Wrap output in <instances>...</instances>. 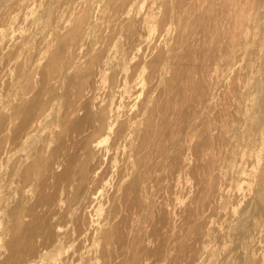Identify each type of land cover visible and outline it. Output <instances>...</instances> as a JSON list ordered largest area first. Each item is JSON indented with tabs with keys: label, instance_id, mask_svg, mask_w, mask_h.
I'll list each match as a JSON object with an SVG mask.
<instances>
[{
	"label": "bare ground",
	"instance_id": "obj_1",
	"mask_svg": "<svg viewBox=\"0 0 264 264\" xmlns=\"http://www.w3.org/2000/svg\"><path fill=\"white\" fill-rule=\"evenodd\" d=\"M202 1L201 5L205 4L204 8L207 6L214 13L210 15L213 26H211L212 29L210 28L211 30L208 31V34H211L213 30L218 31V28L219 30L220 28L222 29L223 26H219L223 25L222 21H224L223 18L226 16L224 14L226 13H233L229 20L226 19L229 22V24L226 23L228 27L229 25L235 27L238 24H236L237 19L235 17L237 15L239 17L240 11L238 13V8H240L241 0ZM198 2L200 3V0H98L92 2L90 0H81L78 4H71L70 0L68 2L67 0H0V19L11 14L8 25L0 24V55H2L0 81L5 83V78L8 77V74L10 76V72L14 69H18L20 66L22 68L23 66L28 67L29 63L27 62L20 65L19 58L25 51L30 56V45L33 41L44 43L46 40L48 43L59 42L58 51L56 50L57 52L53 54L48 63L46 62V75L44 74L46 78V112L36 118L43 105L41 101L34 100L37 91L34 92L36 94L32 95V97L30 96L31 98L28 97L26 99V95H21L11 100L13 94L15 95V90H17L19 80L6 84V93L4 95L3 92L0 93L1 101L8 103L7 107H0V244L6 241V255L0 260V264H53V262L55 264H90L92 260L93 262L95 260L92 259L95 254V248H100L101 259L106 264H113L115 254L112 250L116 248V250L118 248L125 249L129 236L137 241L139 239L138 234L143 231L142 224L146 223V221V224L149 221L147 232L153 238L152 241H156V237L162 231L159 225L165 221L163 220L165 218H161L162 216H160L157 207L158 203L156 205V201L150 197L151 193L158 189L162 180L163 170L166 168L164 165L165 161L170 158L172 159L171 163L177 164V162L175 163L177 160L173 157L174 154L171 151L176 144L175 129H177L176 126L179 121L186 123L187 119H189L191 113L188 110L189 88L193 85L201 89L202 85L201 83H194L191 72L201 74L206 67L209 66L210 68V62L213 61L216 63L212 64L215 67L212 72H215L216 79L222 77L223 80L226 72L219 73L220 57L228 49L227 46L234 43V37L225 38L224 36L227 40L223 41L222 37V42L217 38V44H209L210 48L214 46L210 50V55L206 53L207 51L203 52L202 50V52H196L197 56L195 58L191 52H186V49L189 48V43H192V41L187 42L188 38L192 37V34L186 28L182 33L180 31V36L174 40L178 44L182 43L183 47L186 42L188 43L187 48L184 47L185 53H187V69L185 68L187 73L181 71L182 69H177L180 64L175 62L176 57L171 54L173 49L165 52V48L158 49L153 44L152 37L155 36L156 32L168 33L167 28L169 25H166V20L177 18L178 22L184 23V27L188 19L192 17L198 18L199 22L202 23L209 21L207 19V21L203 22V15L198 14V12L192 15L189 11L194 10ZM245 2H248V0L243 3V9L246 11L247 8H244ZM187 3L190 7L188 6V9H184ZM262 3H264V0H262ZM60 4L62 5L60 6ZM77 5H79V8L76 7ZM198 6L200 7V4ZM253 8L252 5V10L255 9ZM78 9L80 10L78 11ZM69 12H71V15H69ZM93 12L96 13V18L92 16ZM66 14L69 16H66ZM209 14L208 12L207 15ZM221 19L223 20L221 21ZM228 27L226 28L228 29ZM204 30L202 29V32L200 30V33L205 38L209 37L210 35L208 36L206 29ZM223 32H225L224 29ZM229 32L231 31L229 30ZM244 34L242 38H244ZM159 40L157 41L158 43L160 42ZM247 41H249V38ZM238 42L239 39L237 38V44ZM48 43L46 42V44ZM36 45H39V43ZM201 46L203 47V45ZM238 47L243 48L239 45ZM36 48L38 49L37 46ZM216 51L217 53L220 52L219 57L218 54L214 53ZM37 54L38 60L42 61L44 59L43 52L42 54L37 52ZM177 56L179 57L180 53ZM242 59L243 57H241ZM257 60H260V58ZM262 64L264 69V63ZM221 66H224V64ZM258 66L260 69V64ZM20 70L18 79L24 73L25 68H20ZM245 70L242 69L244 72ZM42 71L45 73V69H42ZM258 71L256 70L257 74ZM146 72L148 77L146 81L147 87H144ZM39 74H43V72L39 73L38 71ZM169 74L171 75L170 78L167 77ZM91 75L92 80H90ZM107 75H109V78L107 77L108 81L105 82L104 79ZM211 75L213 76V74ZM44 77L42 76L41 79H44ZM260 77L262 78V76ZM260 77L255 83L258 88L262 87ZM38 78L36 76V82L41 80L37 81ZM263 78L262 80H264ZM199 80L201 82L202 79ZM210 83L213 84V82ZM219 83L215 81L214 84L219 85ZM38 85H40V82ZM162 85L164 86L163 89H161ZM220 85L219 87H222ZM248 85L250 86V83ZM42 86L41 88L39 87L40 93L41 89L44 88ZM246 87L245 91L248 92L249 89V94L251 87L248 89ZM263 89L264 87H262V91ZM219 90L221 91V88ZM159 91L161 96L163 95L162 92L167 95L166 100L161 103L156 96ZM237 91H240L239 87ZM237 91L236 93L240 95ZM216 92L217 90L215 89ZM245 93H242L244 102H246ZM260 93L264 94L263 92ZM260 93L258 94L261 95ZM195 94L197 95V92ZM142 95H144V98L140 100ZM42 96L44 95L42 94ZM220 96H222L221 92ZM220 96L216 97L219 101L221 99ZM196 102L199 103L198 101ZM212 104L211 106H213ZM216 104L218 105L220 102L217 101ZM234 104L236 105V103ZM257 104L259 111L263 112L264 96L261 95L259 97ZM9 105L11 109H9ZM231 105L233 104L231 103ZM213 107L215 111V105ZM233 107L235 106L233 105ZM233 109L235 110L236 108ZM220 110H216L217 116L220 114ZM234 110L233 114L235 115ZM231 111L232 108L230 109ZM204 113L205 110L203 115ZM233 114L232 117H234ZM169 116H174L175 119L168 118ZM217 116L215 113V117ZM218 117L220 118V116ZM258 117L260 119V116ZM239 118L235 117L234 119L239 121ZM211 120L214 119L211 118ZM205 121H207V118ZM255 121L254 123H256ZM32 122H35V124L31 125ZM45 123L46 125L44 126ZM254 123L252 124V130ZM43 126L44 128L46 127L44 134V131L41 132ZM231 126L233 127V125ZM216 129L218 128L215 126L214 130ZM230 129L229 131L232 130ZM236 129L238 132V127ZM40 132L43 136H46L47 133L46 137L48 138L45 139L47 140L45 141V149L40 148L37 143L39 136L42 135ZM222 133L221 136L223 135ZM237 136L240 137V135ZM228 137L230 135L225 139H228ZM250 137H252L251 134ZM232 138H234L233 134ZM32 139L34 144L31 147L34 152L31 155H23L24 157H20L14 162L12 168L8 167L16 147H20ZM203 139L205 142V138ZM180 140L183 139L180 137ZM105 145L107 146L105 147ZM215 149H218V147L216 146ZM263 151L264 145H261L258 149L241 152L237 159L236 156L234 157L236 159L235 162L228 167H222V163H220L221 167L220 165L219 167L217 166V173L220 176L229 171L235 175L233 178L236 177V181L233 184L230 183L231 181L229 182L230 177L228 176V180H226L227 178L225 182L223 180L224 185L221 184L223 188L213 187L208 189L207 187L199 186L200 188L197 189L196 195L190 205H188L189 207L185 208L184 212L182 210V214L179 213L184 224L188 225L187 229L194 236L191 243L201 242L206 245L213 238L218 240L235 236L241 245L244 244L246 246L245 249L256 247V243L248 235L260 229L262 224L259 220L264 218ZM207 158L210 159V156ZM221 161H223V158ZM192 166L194 165L192 164ZM192 170L194 171L195 169ZM173 173L175 176V172ZM174 176L172 177L173 179L175 178ZM15 177L18 178L19 182L23 181L29 186L24 188L25 193L22 192L20 194L22 195L21 198L19 197L20 199L16 200L17 202L14 200V204L12 200L10 201L11 198H5V194L12 190L14 183H16L14 182ZM165 177L166 175L163 176L164 180H166ZM172 184L170 188H172ZM18 186L15 185V187ZM30 186L36 188V193L33 197L34 201L31 204L28 201V195H26L27 192H30L27 191ZM109 189L111 193L106 196ZM176 189L178 192L181 191L177 187ZM161 192L164 191L161 190ZM176 194H178L177 191ZM17 195H19V192ZM164 199L161 198L162 205L165 204L162 201ZM241 204L244 206L239 216L234 218L231 209ZM217 210L219 211L218 216L225 221L222 230H216L213 226L212 218L216 217L215 212ZM208 214L210 216L207 217L206 215ZM182 221L180 222L182 223ZM63 222H65V225ZM206 225L207 229L205 230ZM172 236L171 238L173 239ZM243 238L251 240L246 242ZM129 241H131V238ZM152 241L149 244H153L154 242ZM155 243L153 244L154 246L157 245ZM193 244L181 242L177 247H174V250L178 252L176 258L182 259L186 264H202L204 253L207 254V250L204 252L206 246L201 248V252L204 250V253H200V250L194 251ZM209 244L210 242L207 246ZM165 246L160 242L159 248L156 246L157 250L154 249V253L158 252L157 254L160 255L161 253L162 255L166 251ZM135 248L133 247L134 250H136ZM140 248L141 251L144 248L143 245ZM150 249L152 250L151 247ZM150 249L148 248V251ZM120 254L118 252V255ZM96 255L99 254L96 253ZM120 259L122 258H118L119 261ZM244 260L250 262L247 257H244ZM244 260L242 261L243 263Z\"/></svg>",
	"mask_w": 264,
	"mask_h": 264
},
{
	"label": "rangeland",
	"instance_id": "obj_2",
	"mask_svg": "<svg viewBox=\"0 0 264 264\" xmlns=\"http://www.w3.org/2000/svg\"><path fill=\"white\" fill-rule=\"evenodd\" d=\"M68 1L69 0H67V2ZM92 1H98V0H90V2H92ZM244 1L245 0H241V2H240L241 5L239 6L240 8H238V13L240 11L239 17H238V15H237V17H235V19H237L236 20V24L237 23L238 24L235 25V27L233 25H229V27H228L229 22L226 21V19L229 20V18L232 17L233 13H231V14L226 13V14H224V16L225 15L226 16L223 18L224 21H222L223 19H221L223 25L219 26V27H222L223 26L222 29L220 28V30H219V28H218V31L217 30H215V31L213 30L211 34L210 33L208 34V31L212 29L211 26H213V24H211L212 22L210 20V18H211L210 15H213L214 13H213V11L211 12L210 9L207 8V6L205 7L206 8L205 9L204 8L205 4L201 5V3H203V1L200 0V3L198 2L200 4V7L198 6L199 4L196 3L197 6L195 5L194 10L191 8L192 10H189V11L192 13V15H193V13L196 14L197 12H198V14L203 15L204 16L203 22L207 21V19H209V21H207L205 23H202V22H199L198 18H194V17L189 18V17H191V16H189L188 17L189 19L185 23V27H184V23L182 24L181 22H178V19L177 18L169 19L168 21L166 20V22H165L167 26L169 25V27L167 28L168 33L167 34L166 33L164 34V33H160V32L158 33V32H156L155 33V36L152 37L153 44H155L158 47V49H164L165 48L164 49L165 52H168V50L173 49V50H171V54L176 57L175 62L176 63L179 62V64H180V66L178 64L179 67L178 66H176V67H178L177 69H180V70L182 69L181 71H183L184 73H187V70H186L187 69L186 68V63H187V61H186V54L187 53H190L191 52L192 55L195 58L197 56V54H196L197 51L198 52L199 51L202 52V50H203V52H206L207 51L206 53L209 54L211 52L210 50L214 47V46H211V48H210V45L217 44V38H219L220 39V42H222L223 39H224L223 41H226L227 40L225 38L234 37V43L232 45H228L227 46L228 49H226V52L227 53L225 52V53L221 54V57H220L221 65L224 64V66L219 65L220 66L218 68L219 69V73L226 72V74L224 73V76H223L224 79L223 80H222V77H219L218 79H216L215 72H212L214 70V68H215L214 65H212V64H215L216 63V62H213V61L210 62L211 65L208 63L210 65V68H209V66L206 67L203 70V72H202L203 74L202 73L201 74H198V73H194V72L192 73L191 72V74H192L191 76L193 78L194 83H201L202 85L200 84L201 85V89H198L197 86H193V85H192V87L189 88V92L188 93L190 95L187 93V95H189L188 97L190 98L189 105H188V110H189V113L190 112L191 113H190L189 119H187L186 123L184 121L183 122L179 121V123H177V126H176L177 129H175L176 132L174 134H175V138H176V144L172 147L171 151H172V154H174L173 157H175L176 160H177V161H175V163L177 162V164L175 165L174 163H171L172 162V159H170V158L165 161L166 163L164 165H165L166 168H164V170H163L162 180L159 183L158 189L156 191H153L154 193L152 192L151 193V197H150L152 200L156 201V205L158 203V206L157 207H158L160 216H162L161 218L162 219L165 218V219H163V220H165L163 222L164 224L161 223L159 225L160 226L159 228L162 229V231L160 229V231H161L160 235L163 234L164 232L165 233L163 235H161V236L160 235L157 236L156 237V241H155L156 243H155L154 241H152L153 238H151L150 233L147 232V226L149 224V221H148V224H146L147 221H146V223L144 222L142 224L143 231H141V233L138 234L139 235L138 236L139 239H137V241L134 240L133 237L129 236V238L127 239L128 244H127V246H126L125 249L118 248V250H116L117 249L116 248V249H113L112 250L114 252V254H115L114 255L113 252H112V254L114 255V258H115V261L113 262V264H118V262H120L119 264H168V262H169V264H186V262L183 261L182 259H179V258L177 259L176 258L177 255H178V252H176L174 250V247H177V245H179L181 242H187L188 244H193V243H191V241L194 238V236H192L191 231L189 229H187L188 228V225H185L184 224V222L182 221V219L179 216L180 215L179 213L182 214L185 211V208L187 209L189 207L188 205H190L192 199L196 195L197 189L200 188L199 186H201V187H207L208 189L209 188H213V187L223 188L222 185H224V182L226 180H228L229 177H230L229 182L231 181L230 183L233 184L234 181H236V177L233 178V176H235V175L231 171H229L226 174L221 175V176H220V174L217 173L218 172L217 171V168L219 167L220 163H222L221 164L222 167H224V166L225 167H228V166L232 165L235 162V160L237 159L238 155L241 152L246 151V150H255V149L260 148L261 145H264V118H263L264 117V111L263 112L262 111H259V109L257 107V105H258L257 103H258L259 97H261V95L264 96V94L260 93V92H263L264 93V89L262 91V87H264V84H263L264 80H262V78L264 77V75H261V74H264V71H263L264 69H263V66H262L263 65L262 63H264V3H262V0H254V1L253 0H248V2H245V5H244V8H247V10L245 11V9H243V3H244ZM79 2H81V0H70V3L71 4L72 3L78 4ZM204 3H207V2H204ZM62 4H60V6ZM251 4L255 8V9L253 8L254 10H252V5ZM188 6L190 7V5L187 3V5L184 7V9H188L189 8ZM249 6H250V8H249L250 10L248 9ZM76 7L79 8V5H77ZM201 9H203V10H201ZM79 10L80 9H78V11ZM243 11H244V13H243ZM71 12H73V11H71ZM71 12H69V15H71ZM208 12L210 13L209 15H207ZM246 13L248 14L247 16H246ZM69 15L66 14V16H69ZM92 16L94 18H96L97 15H96L95 12H93L92 13ZM242 16H243V18H241ZM10 17H11V14L4 16L2 19H0V21H1L0 24H2V25H8L9 22H10ZM193 18L195 19L196 22L194 21ZM205 18H206V20H205ZM239 19H241V20L239 21ZM242 19H244L243 22H242ZM174 20L175 21L177 20V21L175 22ZM192 21H193V24L194 25L192 24ZM176 23H178V24H176ZM226 23H228V24H226ZM202 24H204V25H202ZM243 25H244V27H243ZM206 26H207V28H206ZM224 26H225V28L228 27V29L226 28L227 29L226 30L224 28ZM230 26H231V28H230ZM170 27H171V31H170ZM233 27H234V29H236V28L237 29L234 30ZM179 28L182 29V30H180ZM185 28L188 31H190V34H192V37H189L188 40H187L188 43L192 41V43H189V48H187V46H188V43L187 42L184 44V47L187 48L186 49L187 51L183 47V44L182 43L181 44H178L175 41L178 38V36H180V33H182V31ZM192 28H193V30H192ZM194 28H195V30H194ZM201 28L203 29V31H205L204 29H206L208 36L209 35L210 36L207 37V38H205V36L202 33H200V30L202 32V29ZM223 29H224L225 32H223ZM172 30H173V32H172ZM229 30L231 32H229ZM238 30H240V32H238ZM243 31H244V33L246 32V34H244ZM253 32H254V36L255 37L253 36ZM196 33H197V35H196ZM224 33H226V34L224 35ZM228 33H229V35H228ZM243 34H244V38H242ZM224 36H225V38H224ZM252 37H253V39H252ZM221 38H222V40H221ZM237 38L239 39L238 44H237ZM245 38H247V39L245 40ZM248 38H249V41H247ZM167 39H168V41H167ZM193 39H197L198 41L197 40H193ZM215 39H216V41H215ZM219 39H218V41H219ZM242 39H243V42H242ZM158 40L160 41L159 43L157 42ZM205 41H206V43H205ZM34 42L36 44L39 43V45H36ZM46 42L48 43L47 40H46ZM46 42L44 43V42L33 41L31 43V45H30L31 53L29 52L31 58H30V56L27 55L28 53L26 51L22 53V55L19 58V64L20 65H23L26 62L29 63V64L27 65L28 67H24L23 66V68H25V70H24V73L20 76L19 79H18V75H19L18 73L21 71L20 68L23 69L22 66H20L18 69H14L13 71L10 72V76L13 73L12 76H11L12 79L10 78V76L8 74V77L9 78L8 77L5 78V80H6L5 83H3L2 81H0V84H1L0 88L2 87L0 89V93L3 92V95H4L6 93L5 92V88L7 87L6 84H8L10 82H14V81H18L19 80V84L17 86V90H15V92H14L15 95L13 94V97L11 98V100H13V98L14 99L15 98H18L21 95H26L25 98L28 99V97H30V96L32 97V95L36 94L34 92L37 91V94L35 95V98H34V96H33V98H34V100L41 101L43 103V105H42L41 110L37 113L36 118L39 117L43 112H46V100H45L46 99V78L44 77L46 75V64L52 58L53 54H55V52L58 51L57 50V47H58V44H59L58 41L57 42L54 41V42L48 43V44H46ZM154 42H156V43H154ZM43 43H44V45H43ZM204 43H205V45H204ZM240 43H242V44H240ZM33 45H34V47H33ZM40 45H42V46L40 47ZM46 45H48V46H46ZM201 45H203V47ZM238 45L241 46V47H243V48L238 47ZM36 46L38 47V49L36 48ZM195 48H196V51H195ZM239 48H240V50H239ZM256 49H258L259 51L256 50ZM182 51H183L184 54L182 53ZM185 51L187 53H185ZM37 52L39 54H42V52H43L42 55H43L44 59L42 61H39L38 58L36 57V55H38ZM258 52H259V54H258ZM179 53H180V56L178 57L177 54H179ZM214 53L216 55L218 54V57L220 56V54H219L220 52L217 53V51H216ZM181 54H182V56H181ZM208 54H206V55H208ZM183 55H184V57H183ZM32 56H33V58H32ZM241 57H243L242 60H241ZM1 58H2V55H0V62H2ZM24 58H25L26 61L23 60ZM255 58H257V59L260 58V60H257V59L255 60ZM184 62H185V65H184ZM243 62L245 63V65H244ZM43 63H44L45 66L43 65ZM225 63H227V64H225ZM258 64H260V69L262 68L261 70L259 69ZM221 67H222V69H221ZM224 67L227 68V69H225ZM40 68H41V71H40ZM26 69H27V71H26ZM42 69H45V73H44V71H42ZM210 69H211V71H210ZM242 69H246L245 72L242 71ZM256 70L257 71L259 70L258 71V74L256 73ZM38 71H39V73H42L43 72V74H39L38 75ZM247 71H248V73H247ZM146 74H147V72L145 73V76H144V78H145L144 79V81H145L144 87H147V82L146 81H147L148 77H147ZM211 74H213V76ZM36 76H37V78L40 77V78L37 79V81L39 79H41L42 76L44 77L45 80L44 79H41L39 81L40 82V85H38L39 82H36V79H35ZM260 76H262V78ZM107 77L109 78V75H107L106 78L104 79L105 82L108 81V78ZM167 77L170 78L171 75L169 74ZM212 77H214V78H212ZM250 77H251V79H250ZM259 77L261 78L260 79V82H261V85H262L261 88L256 87V84H255V83H257L256 80ZM91 78H92V75L90 76V80H92ZM9 79H11V80H9ZM199 79H202L201 82H200ZM210 79H211V81H210ZM249 79H250V82H249ZM42 80H44L43 81L44 84H43V82L41 83ZM214 80L216 81V83L217 82L219 83V81H220L219 85L222 84V85H220L222 87H219V85L214 84L215 83ZM99 81H101V79H99ZM240 81H241V84H242L241 86L242 87L240 86ZM210 82H213V84L210 83ZM35 83H37V84H35ZM249 83H250V86L248 85ZM42 84H43V86H42ZM208 84L210 85V87H209ZM41 86L44 87V88L41 89V93H40L39 92V90H40L39 87L41 88ZM204 86H205V88H204ZM252 86H253V88H252ZM36 87H38V88H36ZM163 87L164 86L162 85L161 86V89H163ZM238 87H239V89H240L241 92L240 91H237ZM245 87L247 89L250 88V87L252 88V89L250 88V93L249 94H248L249 89H248V92H247V91H245ZM219 88H221V91L219 90ZM202 89H203V91H202ZM215 89L217 90L216 93H215ZM235 90L237 92H239L240 95L237 94ZM219 91L221 92V95L222 96H220V92ZM195 92H197V95L195 94ZM38 93H39V95H38ZM242 93L243 94L244 93L246 94V95H244L246 97L245 98L246 99V102L243 101V98L244 97H243ZM258 93H260L261 95H259ZM42 94L44 96H42ZM162 94L163 95L161 96L160 91L156 94V96L158 97V100L160 101V103L161 102H164L166 100V97H167V95L164 94L163 92H162ZM213 94H215V95H213ZM37 95H38V97H37ZM208 96H210V97L208 98ZM218 96H220L222 100L219 97V99H220V101H219L216 98ZM30 98H29V100H30ZM143 98H144V95L141 96L140 100H142ZM194 99H195V101H194ZM251 99H252V101H251ZM43 100H44V102H43ZM241 100H242V102H241ZM0 101H1V98H0ZM196 101H198L199 103H197ZM202 101H204V102H202ZM217 101L220 102L221 105L220 104L217 105L216 104ZM231 103L235 107H233V105H231ZM234 103H236V105ZM211 104L213 106L215 105V108H216L215 111L213 110L214 107L211 106ZM200 105L202 106V108H201ZM248 105H250V106H248ZM1 106H6L7 107L8 106V103H4V102L1 101L0 102V107ZM190 106H192V107H190ZM219 106H220L221 110H220ZM210 107H211V110H210ZM231 108H232V111L230 112V109ZM233 108H236L235 110L237 112ZM9 109H11V106L10 105H9ZM190 109H191V111H190ZM204 110H205V113L203 115ZM216 110H220V114L218 115V116H220V118L217 116L218 113L216 112ZM233 110L235 112V115L233 114ZM195 112H196V114H195ZM255 112H256V115H255ZM261 112H262V114H261ZM215 113H216V116L219 119L217 117H215ZM230 113H232L234 115V117H232V114L230 116ZM200 116H201V118H200ZM258 116H260V119L261 120L259 119ZM205 117L207 118V121H205L206 120ZM222 117H223V119H222ZM235 117H238V118L240 117L241 119L239 118V121H237L238 119L236 118L237 120H235L234 119ZM168 118H174L175 119L174 116H172V117L169 116ZM211 118L214 119V120H211ZM215 118H216V120H215ZM230 118H231V120H230ZM198 120H201V121H198ZM253 120L254 121L257 120L255 122L258 123L259 125L256 124V123H254ZM232 121H234V122H232ZM189 122H190V124H189ZM212 122H213V124H212ZM228 122H229V124H227ZM244 123H245V125H244ZM253 123L255 124L253 126V130L254 131L251 129ZM33 124H35V122H32L31 123V125H33ZM45 125H46V123L44 124V126ZM218 125H219V127H217ZM231 125H233V127ZM242 125H243V127H241ZM44 126H43V129L41 130V132L44 131L43 134L46 132L45 131L46 130V127L44 128ZM179 126H180V128H179ZM215 126L218 129L214 130L215 129ZM181 127H182L183 130L181 129ZM236 127H238L239 130L240 129H242V130L241 131L238 130V132H237ZM229 129L231 131H229ZM243 130H244V132H243ZM41 132H40V134H42ZM221 132H223L222 133L223 134L222 136H221ZM181 133H182V136H181ZM43 134L39 136V138L37 140V143H38V146L40 148L45 149L46 148V142L45 141H47L45 139L48 138V137H46L47 136V133H46V136L44 135L45 137L43 136ZM216 134H218V135H216ZM232 134H233V137L234 138H232ZM250 134H251L252 137H250ZM228 135H230V137H228L229 140L228 139H225V138H227ZM237 135H240V137L237 136ZM245 136H247L248 138L245 137ZM180 137L183 140H180ZM202 137L205 138V142H204V139ZM253 137H255V138H253ZM251 138H253V139H251ZM238 139H239V141H238ZM226 140H228L229 142L228 141L226 142ZM202 141L205 143V145H204V143ZM256 141H257V143H256ZM225 142H226V144H225ZM239 142H240V144H239ZM5 144H6V142H5ZM32 144H34L33 139L32 140H29L28 142H26L24 144H22L20 147L19 146L16 147V150L15 151H17V152L14 151V153H13L14 156L12 158V161H9L10 163H8V167L12 168L14 162L17 159H19L20 157H24V156H27V155H31L34 152L33 151V148L31 147ZM215 144H217V145H215ZM235 144H236V148H235ZM227 145H228V149H227ZM106 146L107 145H105V147ZM199 146H200V148H199ZM216 146L218 147V149H215ZM232 146H233V148H232ZM197 150H198V154H197ZM199 152H200V154H199ZM231 152H232V155H231ZM263 153H264V151H263ZM227 154L229 155V158H228V155ZM216 155H217V157H216ZM209 156H210V159L207 158ZM235 156H236V159L234 158ZM222 158H223V161H221ZM181 160H182V162H181ZM205 160L208 161V162H206ZM227 162H228V164H227ZM192 164L195 166V168H194V166H192ZM214 165H216V166H214ZM221 165H220V167H221ZM170 167H171V170H170ZM10 168H9V170H10ZM215 168H216V170H214ZM168 169H169V171H168ZM192 169H195L194 171H196V172H194ZM171 172H172V174H171ZM173 172H175V176H174V173ZM165 175H166V177H165L166 180H164V178H163V176H165ZM171 175H173L175 178L173 179L172 178L173 176H171ZM213 175H214V177H213ZM196 176H198V177L196 178ZM220 177H221V181H220ZM178 178H180V179H178ZM194 179H195V181H194ZM198 180H199V182H198ZM223 180H224V182H223ZM173 181H175V183H173ZM14 182H16V183H14L13 188L15 187V185H17V186L19 185L20 187L19 186L18 187H15L14 190L12 188V190L10 192H7L5 194V198L6 199L11 198L10 201L12 200V202H14V200L15 201L16 200L18 201L21 198V196H22L20 194H22V192L25 193L24 192V188L27 187V186H29V184H25L23 181L22 182H19L18 181V178H16V177H15V181ZM170 183L171 184L173 183L172 186H171L172 188H170V185H171ZM213 184H215V185H213ZM219 184H220V186H219ZM162 186H164V187L161 188ZM176 187L179 190H181V191L178 192V190L176 189ZM161 190H163L165 193L164 192H161ZM17 191L19 192V195H17L18 194ZM25 191H26V189H25ZM27 191H30L29 193L27 192L26 195H28L27 196L28 199H29L28 201L31 204L34 201V198L33 197L35 196L36 188L34 186L33 187L30 186V189L28 188ZM176 191H177L178 194H176ZM107 192L108 193H106V196H109L110 193H111V190L109 189V190H107ZM163 193L165 194V197H164V194ZM160 194H161V196L163 194V196L161 197ZM17 196H18V198H17ZM161 198L162 199L165 198L164 200H162L165 203L164 205H162L163 202H161ZM169 202H170V204H169ZM14 204H15V202H14ZM167 205L169 206L168 208H167ZM243 206L244 205L241 204L240 206H234V207H232L233 210L231 209V211H232V215H234V218L235 217L237 218V216H239V214H240ZM161 207H162V209H161ZM182 210H183V212H182ZM218 210L215 212V214H216L215 216L216 217L212 218V220H213V226H214V229H216V230H222L224 228L223 227V224L225 223V221H224L223 218H221L220 216H218V214H219V211ZM177 213H178V216H177ZM172 216H173V218H172ZM175 216H177V217L175 218ZM206 216L208 217L210 215L208 214ZM175 219H177V220H175ZM174 221H175V223H174ZM180 221H182V223ZM259 222L262 224V226L260 227V229L257 230L256 232H252L250 235H248L256 243V247H253V248L247 250V249H245L246 246L244 244L241 245V243L237 239V237L232 236V237L222 238V239H218V240L213 238L212 241L209 240V242H210L209 246H207V244L209 242L206 245H203L201 242H199L200 244L198 242H195L196 245H194L195 243L193 244V249H194L195 252L200 250L199 251L200 253H202L204 250H205L204 252H206V250H207V254L203 252L204 253V261L202 262V264H264V218L260 219ZM63 224L65 225V222H63ZM206 229H207V225L205 227V230ZM147 234H148V237H147ZM166 234H167V236H166ZM175 235L176 236H179L180 235V236L179 237H176ZM142 236H143V238H142ZM149 236H150V238H149ZM171 236L173 237V239L171 238ZM146 237H147V240L145 241V238ZM130 238H131V241H129ZM243 239L246 242L248 240H251V239H247V238H243ZM151 241L154 242L155 245L157 244L156 245L157 248H159L160 242L162 243V245H166L165 246L166 247V251L163 252L162 255H161V253H160V255L157 254L158 253L157 251H156L157 253H154L155 252L154 249L155 250H157V249L155 248L156 246L153 245L154 243L153 244H149V242H151ZM129 242H130V245H129ZM135 242L136 243L138 242L136 246H135V244H136ZM158 242H159V244H158ZM142 245H143L144 248L140 251V249H141L140 247H142ZM145 245L147 246V248H146ZM196 246H197V249H196ZM204 246H206V248L204 250L202 249L203 251L201 252V248H203ZM237 246H238V248H236ZM133 247H136L135 248L136 250H134ZM150 247L152 248L153 251L150 249ZM242 247H243V249H242ZM5 248H6V241H4L3 243L0 244V260L2 258H4L5 255H6ZM148 248L150 249V251H148ZM146 249H147V251H146ZM99 250H100V248H95L94 249V253L95 254L92 256L93 257L92 259H95V260H94V262L92 260V262L90 264H106L101 259V251H99ZM118 252H119V254L120 253L121 254L118 255ZM199 252H197V253H199ZM96 253L99 254V255H96ZM206 255H207V257H206ZM96 256H97V258H96ZM119 256L123 260L120 259V261H119L118 260V258H120ZM244 257H247L250 260V262L249 261H245L244 260ZM98 259H100L101 261L98 260ZM178 260H179V262H178ZM243 260H244V263L242 262ZM72 261H74V260L72 259ZM237 261H238V263H237ZM53 264H55V262H53Z\"/></svg>",
	"mask_w": 264,
	"mask_h": 264
}]
</instances>
